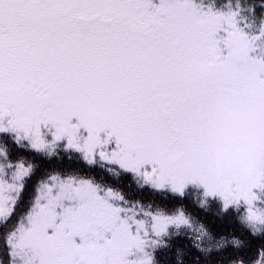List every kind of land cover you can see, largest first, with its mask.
Returning <instances> with one entry per match:
<instances>
[{
    "label": "snow or ice",
    "instance_id": "6c2138e0",
    "mask_svg": "<svg viewBox=\"0 0 264 264\" xmlns=\"http://www.w3.org/2000/svg\"><path fill=\"white\" fill-rule=\"evenodd\" d=\"M0 264H264V0H0Z\"/></svg>",
    "mask_w": 264,
    "mask_h": 264
}]
</instances>
